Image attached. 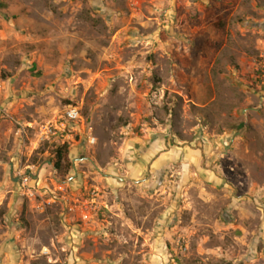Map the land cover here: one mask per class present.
Masks as SVG:
<instances>
[{
    "label": "rangeland",
    "instance_id": "1",
    "mask_svg": "<svg viewBox=\"0 0 264 264\" xmlns=\"http://www.w3.org/2000/svg\"><path fill=\"white\" fill-rule=\"evenodd\" d=\"M0 264H264V0H0Z\"/></svg>",
    "mask_w": 264,
    "mask_h": 264
},
{
    "label": "built area",
    "instance_id": "2",
    "mask_svg": "<svg viewBox=\"0 0 264 264\" xmlns=\"http://www.w3.org/2000/svg\"><path fill=\"white\" fill-rule=\"evenodd\" d=\"M81 121L82 116L78 108L73 105H67L59 115H55L38 125L37 133L39 140L44 141L50 140V138H57L56 140L58 141L62 140L61 144L65 143L67 142L64 141L66 139L60 138L68 135L69 130L71 128L73 129V127L76 128ZM88 140L92 143L95 139L92 137ZM15 175L19 190H21L23 194L32 197L34 195V188L31 181L34 179V175L31 169L28 168L24 171L19 169L16 171Z\"/></svg>",
    "mask_w": 264,
    "mask_h": 264
},
{
    "label": "trees",
    "instance_id": "3",
    "mask_svg": "<svg viewBox=\"0 0 264 264\" xmlns=\"http://www.w3.org/2000/svg\"><path fill=\"white\" fill-rule=\"evenodd\" d=\"M67 144L63 143L55 148V166L56 168L60 169L64 166L66 170L70 167V162L68 159V151H67Z\"/></svg>",
    "mask_w": 264,
    "mask_h": 264
}]
</instances>
